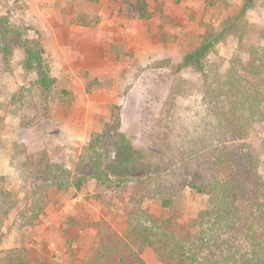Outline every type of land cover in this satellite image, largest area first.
Segmentation results:
<instances>
[{
    "label": "rangeland",
    "instance_id": "obj_1",
    "mask_svg": "<svg viewBox=\"0 0 264 264\" xmlns=\"http://www.w3.org/2000/svg\"><path fill=\"white\" fill-rule=\"evenodd\" d=\"M248 1L0 0V17L20 28L21 40L29 39L39 48L52 80L49 90L38 85L37 73L25 64V52L14 47L15 37L0 25V48L10 52L8 60L0 52V264H6L12 249L17 254L26 251L29 264H90L92 242L99 243V236L126 238L122 190L106 189L93 179L80 190L46 193L40 188L39 167L57 163L74 174L91 137L117 115L123 121L120 132L129 142L117 153L113 148L103 161L111 174H127L126 167L133 168L136 161L143 170L156 166L153 144L141 136L148 127L151 135L155 129L160 144L168 146L160 154L169 162L189 137L215 134L219 109L206 91L212 84L203 83V75L195 71L177 72L171 63L195 52L207 33L233 22ZM244 22L264 32V0H253V7L245 9ZM244 42L230 33L192 64L199 69L203 62L206 72L235 89L249 82L257 87L264 79L244 77L234 59ZM126 89L129 95L146 93L145 102L137 103L145 114L137 108L124 114L132 108L128 99V106L119 109L126 104ZM235 94V90L228 94L234 107ZM227 141L234 142L231 136ZM105 146H110V139ZM126 157L130 160L123 162ZM167 165L166 161L163 173L156 171L161 184L171 187L180 176L186 178L176 160L166 172ZM260 175L264 179V165ZM168 196L170 211L160 209L153 198L142 207L161 221L171 219L172 226L183 231L207 205L206 196L186 187ZM70 218L77 221L75 227L68 226ZM142 258L147 264H173L157 259L150 250Z\"/></svg>",
    "mask_w": 264,
    "mask_h": 264
},
{
    "label": "trees",
    "instance_id": "obj_2",
    "mask_svg": "<svg viewBox=\"0 0 264 264\" xmlns=\"http://www.w3.org/2000/svg\"><path fill=\"white\" fill-rule=\"evenodd\" d=\"M252 7L253 0H249L233 22H228L220 31L207 33L195 52L185 55L178 63H171L177 72L185 69L195 71L203 75V83L212 84L211 90L206 91L215 98L216 108L219 109L215 134L210 132L195 140L189 137L184 147L179 145V150L176 149V158L169 162L164 153L160 154L163 149L168 150V146L160 144L155 129L151 135L148 127L146 131H141V136L153 144L156 166L152 170H143L136 161L133 168L126 167L127 174H111L103 161L109 159L113 148L117 153V149L129 142L120 132L123 121L117 115L99 134L91 137L88 147L79 156L74 174L57 163L42 165L43 171L39 167L40 188L46 193L51 189L57 192L70 188L80 190L93 179L106 189L118 188L125 193L127 213L123 233L128 240L105 234L98 235L100 242L97 243L92 242L93 237H90L91 251H94L90 264H147L142 258L145 250H150L157 259H168L173 264H264V179L260 175V167L264 165L263 136H259L258 143V135H264V80L254 88L249 82L235 89L234 85L216 78L213 72H206L203 62L199 69L192 64L201 56L203 60L215 42H221L232 33L239 40H245L244 45L239 46L243 60L239 54L234 56L244 77L264 79V32L242 23L245 9ZM8 23L7 18L0 17V25L7 27L15 37L14 47L18 46L25 52V64L37 73L38 85L49 90L52 80L48 66L42 62L39 48L29 39L21 40L20 28ZM0 52L8 60V49L0 48ZM168 62L164 61L169 65ZM236 73L241 78L240 71ZM233 90L238 92L235 94L238 95L235 107L234 100L228 96ZM128 92L126 89L123 93L124 102L128 99L132 108L122 112L127 114L137 108L140 114H145L146 110L137 103L145 102L146 93L133 91L129 95ZM128 102L119 109L128 106ZM228 136L232 137L233 143L229 144ZM113 137L118 141L115 142ZM214 138L215 141H212ZM107 139H110V149L105 146ZM135 152L138 153L137 150ZM121 160L128 162L130 159ZM175 160L178 167H183L186 178L182 175L177 185L167 187L164 182L161 184L156 171L161 169L163 173L162 166L167 161V172ZM88 168L90 173H85ZM184 187L207 197L206 208L199 212L190 229L188 227L183 231L178 225L172 226L171 219L161 221L142 207L144 202L153 198L159 201L160 209L170 211L172 201L168 195L173 196ZM32 213L36 215V209ZM69 220L70 228L77 225L76 220ZM25 253L24 250L18 254L16 249L9 250L6 264H29Z\"/></svg>",
    "mask_w": 264,
    "mask_h": 264
}]
</instances>
